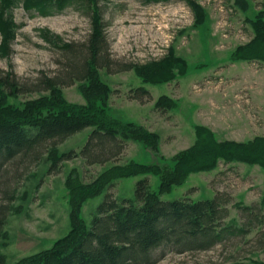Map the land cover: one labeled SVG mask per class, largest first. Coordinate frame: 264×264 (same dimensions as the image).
Here are the masks:
<instances>
[{"label":"rangeland","instance_id":"1","mask_svg":"<svg viewBox=\"0 0 264 264\" xmlns=\"http://www.w3.org/2000/svg\"><path fill=\"white\" fill-rule=\"evenodd\" d=\"M0 0V70L11 71L23 89L8 102L22 107L48 90L39 87L44 77L58 78L63 66V45H81L100 18L109 67L99 68L100 79L111 93L107 108L116 118L142 125L160 137L157 156L141 143L127 141L115 160L87 163L79 152L91 128H85L38 159L8 161L0 169V205L5 207L0 253L6 264L50 248L70 229L69 176L89 183L109 166L134 160L170 159L191 146L195 129L204 126L219 141L245 142L264 137V61L230 59L231 52L254 36L251 20L264 0ZM195 6L203 13L198 22ZM96 15V16H95ZM173 55L187 64L184 75L159 84L143 83L134 69ZM61 96L85 104V82L59 79ZM143 86L148 95L134 98ZM168 95L176 102L170 110L154 101ZM73 151L71 159L48 171L53 155ZM147 178L157 190L158 177L139 175L118 179L103 193L86 199L80 216L89 224L105 193L116 199L133 198L135 184ZM217 197L225 215L219 228L223 238L207 249L178 252L173 247L154 251L153 264H264V170L258 163L220 158L214 168L194 172L186 181L160 195L161 200Z\"/></svg>","mask_w":264,"mask_h":264},{"label":"trees","instance_id":"2","mask_svg":"<svg viewBox=\"0 0 264 264\" xmlns=\"http://www.w3.org/2000/svg\"><path fill=\"white\" fill-rule=\"evenodd\" d=\"M237 3L244 10L245 4ZM241 1V0H240ZM198 22L203 19L202 10L195 6ZM96 16V15H95ZM100 18H94L91 31L81 45L67 43L63 66L58 78L44 77L39 87L48 90L36 99L23 103L22 107L8 102L23 89L11 71L0 70V169L8 161L38 159L43 147L47 151L69 136L91 128L79 155L87 163L106 164L116 159L127 141L141 143L155 156L159 151L160 137L142 125L114 117L107 108L110 88L99 77V68L111 65L106 35ZM252 39L231 52L230 59L264 61V12L251 21ZM142 66L128 65L134 69L143 83L159 84L178 75H184L186 62L173 55ZM76 79L85 82L82 94L85 104L66 101L60 93V80ZM134 98L148 95L143 86L134 89ZM157 109L170 110L176 102L168 95L154 101ZM195 142L174 154L170 159L140 163L130 160L109 166L89 183H82L77 176H69L70 229L56 239L50 248L23 257L13 264H153L154 251L173 247L175 251L207 249L223 238L225 228H219L225 215L217 197L192 200L179 197L161 200L160 195L174 186L182 185L189 174L214 168L217 160L258 163L264 170V137L245 142L219 141L204 126L195 129ZM73 151L58 155L51 153L48 171L58 162L71 159ZM154 175L158 177L157 190L149 188L148 179L135 184L133 198L116 199L104 196L89 224L80 216L81 204L88 198L103 193L115 180ZM5 207L0 205V233ZM0 264H6L0 253Z\"/></svg>","mask_w":264,"mask_h":264}]
</instances>
